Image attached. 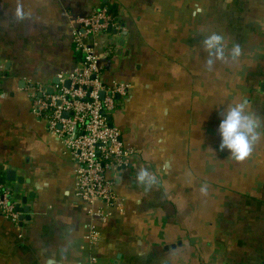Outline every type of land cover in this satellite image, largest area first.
I'll return each mask as SVG.
<instances>
[{"label":"crops","instance_id":"0c3cea01","mask_svg":"<svg viewBox=\"0 0 264 264\" xmlns=\"http://www.w3.org/2000/svg\"><path fill=\"white\" fill-rule=\"evenodd\" d=\"M101 11L116 26L88 32L80 20ZM213 33L222 60L203 46ZM78 44L103 86H122L110 124L136 151L110 175L118 204L102 220L32 110L36 89L65 88L59 76L84 67ZM237 103L259 125L243 160L220 149L217 131ZM3 198L15 218L0 208V264H264V0H0Z\"/></svg>","mask_w":264,"mask_h":264},{"label":"built area","instance_id":"2783aa9c","mask_svg":"<svg viewBox=\"0 0 264 264\" xmlns=\"http://www.w3.org/2000/svg\"><path fill=\"white\" fill-rule=\"evenodd\" d=\"M80 23L94 34L116 26L104 11ZM78 49L84 53V67L65 78L59 76L61 82H69L67 88L58 85L51 94L44 88L36 89L32 110L47 120L50 132L74 158L77 195L88 214L102 220L105 217L102 208L118 204L110 175L127 166L136 151L120 139L118 131L108 122L116 107L114 97L123 93L122 86H103L97 57L82 44H78ZM101 92L103 99L99 98ZM0 208L15 218L12 206L4 198L0 199Z\"/></svg>","mask_w":264,"mask_h":264},{"label":"clouds","instance_id":"9594fccd","mask_svg":"<svg viewBox=\"0 0 264 264\" xmlns=\"http://www.w3.org/2000/svg\"><path fill=\"white\" fill-rule=\"evenodd\" d=\"M199 11V10H198ZM17 15L22 16L21 9H17ZM203 46L209 51V55L217 60L225 58V49L222 44V37L218 34H210L203 41ZM239 46L231 50L230 55L234 58L239 56ZM212 59L208 64L211 65ZM218 123V134L220 136V149H226L236 160H243L252 151L253 143L259 138L257 131L259 125L256 118L251 114H246L245 104L237 103L221 113ZM136 179L141 183L151 184V177L146 170H141ZM205 191V189H201Z\"/></svg>","mask_w":264,"mask_h":264},{"label":"water","instance_id":"95a60500","mask_svg":"<svg viewBox=\"0 0 264 264\" xmlns=\"http://www.w3.org/2000/svg\"><path fill=\"white\" fill-rule=\"evenodd\" d=\"M68 85H69V82L66 81L65 84H64L65 88H67ZM103 97H104V94H103V92H101V93L99 94V98H100V99H103ZM114 98H115V99H118V96H115ZM64 116L67 117L66 114H64ZM110 120H111V119H110V116H109V117H108V122H109V123H110ZM110 125H111V124H110ZM14 192L18 193L17 186L14 188ZM16 199H20V198L17 197ZM24 212L27 214V213L29 212V208H27L26 210H24Z\"/></svg>","mask_w":264,"mask_h":264}]
</instances>
